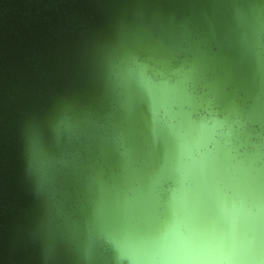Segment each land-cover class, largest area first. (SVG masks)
Wrapping results in <instances>:
<instances>
[{"label": "water", "instance_id": "95a60500", "mask_svg": "<svg viewBox=\"0 0 264 264\" xmlns=\"http://www.w3.org/2000/svg\"><path fill=\"white\" fill-rule=\"evenodd\" d=\"M0 264H264V0H0Z\"/></svg>", "mask_w": 264, "mask_h": 264}, {"label": "snow or ice", "instance_id": "6c2138e0", "mask_svg": "<svg viewBox=\"0 0 264 264\" xmlns=\"http://www.w3.org/2000/svg\"><path fill=\"white\" fill-rule=\"evenodd\" d=\"M179 225L170 229L169 233L160 238L159 244L153 248L148 254V261H176L182 259H193L195 254L193 250L189 248H176L167 241L170 239V235L174 234L176 238H183L186 235V226H184V232L179 231ZM191 226H188L190 228Z\"/></svg>", "mask_w": 264, "mask_h": 264}]
</instances>
